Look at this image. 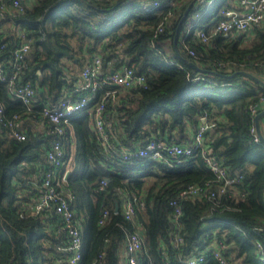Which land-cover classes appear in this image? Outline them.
I'll list each match as a JSON object with an SVG mask.
<instances>
[{
  "label": "trees",
  "instance_id": "16d2710c",
  "mask_svg": "<svg viewBox=\"0 0 264 264\" xmlns=\"http://www.w3.org/2000/svg\"><path fill=\"white\" fill-rule=\"evenodd\" d=\"M143 1L154 0H24L23 10L0 12V62L11 65L15 49L32 39L20 77L35 86L37 98L29 109L0 80L6 117L19 113L17 128L26 133L23 140L12 139L8 124L0 123V264H68V254L59 248L69 241L61 216L52 209L22 211L38 198L36 173L50 167L45 154L55 134L42 122L41 110L78 86L81 69L96 53H102L105 69L125 64L146 76V86L119 91L109 108L117 149H139L153 138L190 143L206 116L216 125L205 131V146L240 179L220 196L182 195L191 184L220 185L201 148L169 162L111 157L91 116L73 117L66 125L60 174L71 168L63 185L81 221L80 264H124L127 236L137 230L145 240L139 264H187L201 254L205 258L197 264H220L213 254L219 240L227 244L223 253L230 264H264L258 248L264 235V142L252 130L254 107L264 109V86L241 72L264 80V22L249 38L217 32L204 42L197 28H213L221 10L237 0H214L213 6L157 0L161 8L153 11L143 10ZM135 197L143 204L127 219L123 203ZM172 200L182 206L179 216Z\"/></svg>",
  "mask_w": 264,
  "mask_h": 264
},
{
  "label": "built area",
  "instance_id": "2783aa9c",
  "mask_svg": "<svg viewBox=\"0 0 264 264\" xmlns=\"http://www.w3.org/2000/svg\"><path fill=\"white\" fill-rule=\"evenodd\" d=\"M24 0H0V12L6 9L17 11L23 10ZM207 2L208 6H212L214 0H200ZM237 5L231 8H223L221 10L219 20L211 29L197 28L199 37L205 42L208 41L210 35L217 32H225L232 34H249L256 24L264 22V0H237ZM141 8L146 11H153L161 8V2L143 1ZM196 19L200 18V14L196 13ZM164 25H159L158 31L163 30ZM193 27V24H190ZM23 27H21L22 36ZM209 31V33H208ZM32 39H24L15 49V59L11 65L0 62V80L5 82L9 88V93L15 99L22 101L27 108L31 109L37 102L36 88L30 82H22L20 72L23 67V59L31 50ZM4 44H1L3 46ZM190 54H195L194 50L188 49ZM146 76L139 74L130 65H121L115 69H105L103 67L102 53L94 54L80 71V83L70 93L62 97L47 102L41 110L42 122H48L49 132L55 134L54 140L50 141V146L46 150V157L50 167L41 169L36 173V184L39 188V195L36 201L27 203L24 206L22 215L37 214L44 210H54L61 216L64 228L67 229L69 241L67 245L59 248L68 254L66 260L68 264H80L83 254V233L80 219L76 216V211L71 205L72 193L63 185L68 172V167L60 174V168L65 163L66 150L65 138L67 135L66 125L70 124L71 119L75 116L88 114L91 116V122L96 130L103 147L110 152V156H119L124 159L132 157L146 156L153 161L169 162V157L189 156L194 153L196 148H201L204 160L215 174L216 182H220L217 189H211L210 182L205 184H191L185 188L182 195H202L209 192L210 196H217L224 193L233 183L239 181L240 177L231 176L227 167L212 155L204 144L205 131L213 129L216 125L214 120H208L203 117L202 126L193 136L190 143H178L175 140L162 141L150 139L143 147L139 149H117L113 141V123L111 119L110 106L117 102L119 91H124L134 86H146ZM107 87V88H106ZM77 92V96L73 95ZM259 107H254L255 115L258 113ZM6 123L11 128L9 137L12 139L23 140L26 133L22 128H17L22 122L19 113L12 115L7 119L5 114V105L0 101V123ZM255 132L257 140L260 137L257 133L256 125L252 128ZM181 158L179 159V161ZM106 179H102L100 189H103ZM119 189V187L117 188ZM141 201L135 198H127L123 203V212L127 219H132L136 213V206ZM171 205L174 207L175 216L182 213V206L177 200H172ZM108 211L103 212L101 223L105 221ZM180 240V239H179ZM227 248V244L222 240L217 241L213 247V254L220 264H230L223 249ZM259 251L264 252V235L263 239L258 242ZM145 249V240L140 230L130 233L127 236L124 264H139V253ZM205 258V254H201L190 258L187 264H197ZM264 260V255L262 256ZM94 264H99V261Z\"/></svg>",
  "mask_w": 264,
  "mask_h": 264
},
{
  "label": "water",
  "instance_id": "95a60500",
  "mask_svg": "<svg viewBox=\"0 0 264 264\" xmlns=\"http://www.w3.org/2000/svg\"><path fill=\"white\" fill-rule=\"evenodd\" d=\"M192 5H193V2L186 9L183 19L186 18L187 14H188V11H189V9L191 8ZM189 64L191 66L199 69V70H203L202 67H200L198 64L194 63L193 61H190ZM241 72L244 73V74H247V75H249V76H251L253 78H255L257 81H259L264 86V80L262 78L258 77L257 75H255L254 73L246 71V70L241 71ZM233 74H235V73H233ZM263 105H264V103H263ZM262 115H264V109H262L261 111H259L255 115V122H256V127H257V133H258L260 139L264 142V134L261 131V127H260V119H261ZM203 121H204V119H203ZM118 209H119V204H117V206H116V210H118Z\"/></svg>",
  "mask_w": 264,
  "mask_h": 264
},
{
  "label": "crops",
  "instance_id": "0c3cea01",
  "mask_svg": "<svg viewBox=\"0 0 264 264\" xmlns=\"http://www.w3.org/2000/svg\"><path fill=\"white\" fill-rule=\"evenodd\" d=\"M28 2H31V0H27ZM260 127H261V131L263 132L264 131V123H261L260 122Z\"/></svg>",
  "mask_w": 264,
  "mask_h": 264
},
{
  "label": "rangeland",
  "instance_id": "374dc122",
  "mask_svg": "<svg viewBox=\"0 0 264 264\" xmlns=\"http://www.w3.org/2000/svg\"><path fill=\"white\" fill-rule=\"evenodd\" d=\"M251 35H252V30L249 32V34L247 35V37L249 38ZM246 42H248V41H246Z\"/></svg>",
  "mask_w": 264,
  "mask_h": 264
},
{
  "label": "bare ground",
  "instance_id": "6f19581e",
  "mask_svg": "<svg viewBox=\"0 0 264 264\" xmlns=\"http://www.w3.org/2000/svg\"><path fill=\"white\" fill-rule=\"evenodd\" d=\"M178 6V5H177ZM179 34V33H178ZM178 38V37H177ZM177 40V39H176ZM33 50V49H32ZM105 57V56H104Z\"/></svg>",
  "mask_w": 264,
  "mask_h": 264
}]
</instances>
